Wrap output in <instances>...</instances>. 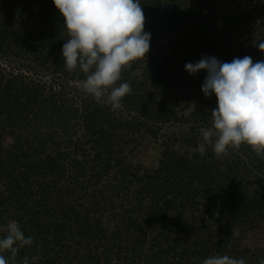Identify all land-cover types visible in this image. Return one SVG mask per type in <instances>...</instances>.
<instances>
[{
    "label": "trees",
    "instance_id": "trees-1",
    "mask_svg": "<svg viewBox=\"0 0 264 264\" xmlns=\"http://www.w3.org/2000/svg\"><path fill=\"white\" fill-rule=\"evenodd\" d=\"M139 2L150 50L122 70L115 86L132 93L113 110L66 70L53 0H0V238L12 221L33 238L15 264L264 259V159L247 144L200 155L217 98L206 71H185L202 57L264 61V0ZM150 145L153 166L138 161Z\"/></svg>",
    "mask_w": 264,
    "mask_h": 264
},
{
    "label": "clouds",
    "instance_id": "clouds-1",
    "mask_svg": "<svg viewBox=\"0 0 264 264\" xmlns=\"http://www.w3.org/2000/svg\"><path fill=\"white\" fill-rule=\"evenodd\" d=\"M65 21L68 39L62 48L66 70L77 68L85 74L83 90L98 103L107 93L113 110L122 107V99L132 93L128 82L120 83L122 70L130 63L146 58L150 33L144 32L145 16L139 0H53ZM264 52V41H257ZM185 71H206L202 85L205 97L215 95L217 106L211 111L212 127L202 130L198 152L203 156L211 146L217 156L227 155L229 147L247 144L264 159V61L253 63L250 56L221 63L214 57L187 63ZM19 225L12 221L0 238V253L9 252L12 264L20 248L31 245ZM230 247V245H227ZM0 264H9L0 255ZM23 264H29L23 258ZM203 264H245L243 258L210 255ZM264 264V259L259 261Z\"/></svg>",
    "mask_w": 264,
    "mask_h": 264
},
{
    "label": "rangeland",
    "instance_id": "rangeland-1",
    "mask_svg": "<svg viewBox=\"0 0 264 264\" xmlns=\"http://www.w3.org/2000/svg\"><path fill=\"white\" fill-rule=\"evenodd\" d=\"M0 63L9 64L0 57ZM160 152L156 145H150L147 148H144L139 155L138 161L142 162L145 165L153 166L156 164L157 159L159 158Z\"/></svg>",
    "mask_w": 264,
    "mask_h": 264
}]
</instances>
